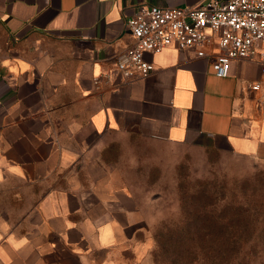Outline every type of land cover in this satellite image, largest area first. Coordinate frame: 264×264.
I'll return each mask as SVG.
<instances>
[{
	"label": "crops",
	"instance_id": "0c3cea01",
	"mask_svg": "<svg viewBox=\"0 0 264 264\" xmlns=\"http://www.w3.org/2000/svg\"><path fill=\"white\" fill-rule=\"evenodd\" d=\"M205 1L0 0V264H143L146 218L114 166L124 140L264 160L257 63L221 78L169 46L145 55L148 78L113 70L140 7Z\"/></svg>",
	"mask_w": 264,
	"mask_h": 264
},
{
	"label": "rangeland",
	"instance_id": "374dc122",
	"mask_svg": "<svg viewBox=\"0 0 264 264\" xmlns=\"http://www.w3.org/2000/svg\"><path fill=\"white\" fill-rule=\"evenodd\" d=\"M115 156V170L125 175L146 218L150 246L143 264H182L183 244L208 238L242 244L232 264H264V160L141 139L122 141ZM207 218L219 226L211 237L191 226ZM210 263L198 258L193 264Z\"/></svg>",
	"mask_w": 264,
	"mask_h": 264
},
{
	"label": "built area",
	"instance_id": "2783aa9c",
	"mask_svg": "<svg viewBox=\"0 0 264 264\" xmlns=\"http://www.w3.org/2000/svg\"><path fill=\"white\" fill-rule=\"evenodd\" d=\"M127 26L132 43L116 55L113 65L126 83L155 71L145 59L147 53L174 46L180 51L194 47L196 57L208 59L221 78L229 75L233 62L253 61L263 72L253 89L264 88V0H206L185 8L142 6Z\"/></svg>",
	"mask_w": 264,
	"mask_h": 264
},
{
	"label": "trees",
	"instance_id": "16d2710c",
	"mask_svg": "<svg viewBox=\"0 0 264 264\" xmlns=\"http://www.w3.org/2000/svg\"><path fill=\"white\" fill-rule=\"evenodd\" d=\"M200 217H206L204 215V211L199 212ZM212 220L210 218L203 219L200 222H194L191 226L195 227L197 231L205 232V236H212V230L219 229L214 226ZM191 226L188 228L186 227V233L189 234L191 231ZM185 228L182 229V233L187 238L184 232ZM230 230L232 235H235L237 230L232 227L231 225L227 228ZM248 230V229H246ZM183 247L186 251H184L185 255L182 259V264H193L197 259L204 258L205 261H210V264H216V262H223V264H232L233 255L236 254L242 248V244H238L236 241L227 243L226 245L217 243L212 241V238H208L206 240H202L200 243H191L187 241V244H183ZM222 251H226V255H223ZM202 256V257H201ZM219 256V259H218ZM189 260V261H188Z\"/></svg>",
	"mask_w": 264,
	"mask_h": 264
}]
</instances>
